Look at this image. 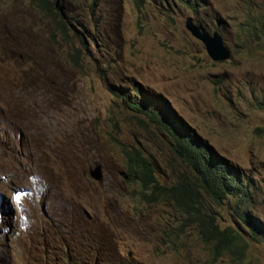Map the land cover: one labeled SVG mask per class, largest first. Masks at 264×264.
<instances>
[{
	"label": "rangeland",
	"instance_id": "1",
	"mask_svg": "<svg viewBox=\"0 0 264 264\" xmlns=\"http://www.w3.org/2000/svg\"><path fill=\"white\" fill-rule=\"evenodd\" d=\"M64 2L81 40L29 0H0V264H264V243L230 201L211 209L247 245L216 253L123 176V149L135 147L161 184L183 172L164 133L126 107L151 97L252 182L247 213L264 222V0ZM188 16L219 33L228 59L208 56Z\"/></svg>",
	"mask_w": 264,
	"mask_h": 264
},
{
	"label": "trees",
	"instance_id": "2",
	"mask_svg": "<svg viewBox=\"0 0 264 264\" xmlns=\"http://www.w3.org/2000/svg\"><path fill=\"white\" fill-rule=\"evenodd\" d=\"M62 1L29 0L44 17L52 19L57 24L56 27L65 32L72 22ZM195 23L202 25L198 20H195ZM259 31L264 35V28ZM120 91H115V94L125 102L126 98H131L126 89L120 88ZM143 101H130L127 107L137 111L145 109L150 121L167 137L169 148L177 159V164L181 166L178 172H183L176 175L171 185L161 184L157 179L158 166L153 159L136 147L123 149V176L129 185L135 186L131 195L144 202L161 199L172 205L185 220L183 224L181 219L177 229L180 230L181 224L197 226L203 241L211 243L216 253L247 245L244 238L231 226L219 225L213 213L214 209H211L210 203L222 204L224 201H232V206L235 207L233 214L247 225L255 241L264 243V222L250 217L246 211L249 201L245 196L247 190L252 188V182L240 180V175L234 167L214 157L204 143L197 137L188 135L183 126L175 123V119L171 118L170 121L163 118L156 108L157 105L152 104L146 108L142 106ZM246 184L248 186H245ZM258 233L259 238L256 237Z\"/></svg>",
	"mask_w": 264,
	"mask_h": 264
},
{
	"label": "water",
	"instance_id": "3",
	"mask_svg": "<svg viewBox=\"0 0 264 264\" xmlns=\"http://www.w3.org/2000/svg\"><path fill=\"white\" fill-rule=\"evenodd\" d=\"M184 26L195 38L202 42L206 53L212 60H225L230 57V51L223 45L222 38L217 31L210 35L201 25L195 24L190 16L185 18ZM99 168L96 165L90 170L91 177L96 180L102 176Z\"/></svg>",
	"mask_w": 264,
	"mask_h": 264
},
{
	"label": "clouds",
	"instance_id": "4",
	"mask_svg": "<svg viewBox=\"0 0 264 264\" xmlns=\"http://www.w3.org/2000/svg\"><path fill=\"white\" fill-rule=\"evenodd\" d=\"M96 1V0H95ZM95 1H89V0H87V6H88V8L89 9H93V7H95L96 6V4H95ZM62 4L64 5V7H66V5H65V2H64V0L62 1ZM38 10V9H37ZM39 11V10H38ZM40 12V11H39ZM65 12H66V8H65ZM41 13V12H40ZM42 14V13H41ZM66 14H67V12H66ZM67 16L71 19V25H68V29L65 31V32H63L62 30H60V29H58L57 27H56V23L52 20V19H50V18H46L48 21H50V22H52V24L54 25V27L56 28V30L58 31V32H60L62 35H67V33H68V31H69V28L70 27H72L73 28V30H74V34L81 40V37H80V34H81V32L79 31V30H77L76 29V27L74 26V24L73 23H76V25H78V27H80V29H82V27H83V29H85L84 28V26H82L81 24H78V22H77V19H75V18H73L72 16H69L68 14H67ZM57 18V17H56ZM196 24V23H195ZM198 25V24H197ZM82 26V27H81ZM202 26V25H201ZM203 27V26H202ZM204 28V27H203ZM82 29V30H83ZM79 31L80 32V34L77 32V31ZM216 31V30H215ZM214 32V31H213ZM212 32V33H213ZM211 33V34H212ZM210 34V35H211ZM223 41V40H222ZM82 42V41H81ZM82 44H83V46L85 47V45H84V43L82 42ZM224 45V44H223ZM229 49V48H228ZM230 51V50H229ZM226 60V59H225ZM214 61V60H213ZM217 61H223V60H217ZM117 90H118V88H116ZM121 89H123V88H121ZM118 91H120V88H119V90ZM144 100V101H143ZM134 101H138V100H134ZM139 101H143V103H142V106H144V107H146V108H148V107H150V105H152V104H155V105H157V103H158V101L156 100V99H152L151 97H145L144 99H143V97L139 100ZM128 104H130V103H127L126 104V107H127V105ZM128 108V107H127ZM132 110V109H131ZM137 111V110H136ZM139 112H141V113H143L144 114V116H146L148 119H149V117H148V115L146 114V112H145V109H143V108H141V110L139 111ZM159 112H161V116L163 117V118H165V119H167V120H170V121H172L171 120V118H169V117H166L165 115H164V111H163V114H162V110L161 111H159ZM150 120V119H149ZM175 123H177V122H175ZM179 124V123H178ZM179 125H181V124H179ZM181 126H183V125H181ZM184 127V126H183ZM186 131L188 132V130L186 129ZM188 135H190L191 136V134L188 132L187 133ZM193 136V135H192ZM195 136V135H194ZM212 154V153H211ZM213 155V154H212ZM215 157V156H214ZM225 162V161H224ZM96 166V165H95ZM94 166V167H95ZM91 170V169H90ZM89 175H90V171H89ZM92 178V177H91ZM240 180H242V179H240ZM247 180V179H246ZM246 186V185H245ZM229 201V200H228ZM227 201V202H228ZM225 202V201H224ZM232 201H230V210H231V212L232 213H234L233 211H234V208L235 207H233L232 206V204H233V202L231 203ZM240 211H241V209H239ZM248 210V209H247ZM246 210V211H247ZM249 215V214H248ZM250 216V215H249ZM251 217V216H250ZM254 218V217H253ZM77 264V263H76Z\"/></svg>",
	"mask_w": 264,
	"mask_h": 264
}]
</instances>
